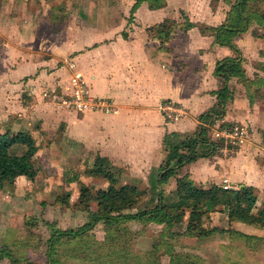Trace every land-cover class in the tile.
Listing matches in <instances>:
<instances>
[{"label":"crops","instance_id":"obj_1","mask_svg":"<svg viewBox=\"0 0 264 264\" xmlns=\"http://www.w3.org/2000/svg\"><path fill=\"white\" fill-rule=\"evenodd\" d=\"M103 3L106 15L96 23L100 12L97 15L94 7L90 8V14L82 8L83 13L77 14L79 18L72 15L58 19L57 7L70 6L71 0H0V50L6 54L18 53L13 62L6 63H9L7 75L0 86V103L5 104L1 114L9 124L0 133L29 132L39 147L37 159L45 163L51 164L53 152L65 150L71 160L86 162L93 158L94 162L100 156L118 168H125L131 176L143 178L162 166L167 156L164 146L167 135L192 136L202 124L201 117L217 108V94L226 82L216 76V67L225 59L239 56L215 44L213 37L197 33L198 29L174 34L173 42L167 45L150 39L146 31L137 32L134 27L131 33L106 29L111 27L104 25L109 18L112 21L111 15L116 16L119 2L103 0ZM79 4L86 6L88 0H80ZM147 6L148 12L156 13ZM45 35L49 41L43 40L47 38ZM237 44L245 60L247 77L256 81L252 87L254 99H249L243 84L232 79L229 85L233 99L227 103L225 116L215 119L211 126L204 125L210 128L208 137L212 141L223 139L235 145L238 142L227 135L240 136V128L251 131L249 138L239 143L231 159L222 157V152L228 151L224 148L212 158H201L187 165L182 172L192 175L200 187L204 183L224 188L228 184L232 189L253 187L261 208L264 205V47L254 57L247 56L241 41ZM26 46L33 51L26 50ZM249 67L256 75L250 74ZM25 72L34 74L23 76ZM15 77L18 80L13 81ZM21 77L28 79L20 82ZM77 79L86 87L90 98L106 100L111 110L84 113L61 107V102L74 94L73 83ZM10 93L15 95L14 102ZM163 101L183 106L184 118L168 121L158 109ZM225 123L236 127L233 131L223 130L221 126ZM242 226L248 230L246 233L264 243V229Z\"/></svg>","mask_w":264,"mask_h":264},{"label":"rangeland","instance_id":"obj_2","mask_svg":"<svg viewBox=\"0 0 264 264\" xmlns=\"http://www.w3.org/2000/svg\"><path fill=\"white\" fill-rule=\"evenodd\" d=\"M114 1L119 2V6L116 7L115 10L117 14H115V17L111 15L113 18L112 21H110L111 19L109 18V22L104 25V27L111 26L106 29L116 28L126 33H131L133 27L137 32L146 31L147 33V27L149 28L162 23L164 19L173 20L181 24H185V19H189L195 24V28L193 29H198L196 30L198 33L201 26H208L211 28L223 25L231 9V5L227 4L225 0H168L165 7L157 10L151 9L152 11H156V13L148 12V3L144 2L143 7L133 14L132 11L138 0ZM79 3L80 0H71L70 6H58L56 9L57 18L62 20L61 18L66 16L70 18L72 15L78 17L77 14L80 12L83 13L82 8L84 9V13L90 14L91 7H94L97 11V15L98 11L100 12L99 16L96 18V23L99 22V20L101 21L102 15H106V12H104L103 0H88L86 6H82ZM91 3H93L92 6ZM252 10L263 16L264 0H253ZM65 13H67V15H65ZM94 14L95 17L96 13ZM162 18H164L163 21H161ZM90 20L93 21V19ZM74 21H76V18L72 20V23H74ZM257 23L255 22L249 32L242 34L236 40V43L239 41L242 42L243 51L247 53V56L252 55L255 57L259 48L264 47V22L261 25ZM1 26L2 24L0 27ZM65 26L66 22L63 28ZM180 32L188 33L189 31L184 32L179 30L175 34H179ZM199 33L201 32L199 31ZM207 35L210 36L209 32ZM45 39L49 41L48 37L43 40ZM54 39H56V37L53 36V40ZM170 42H173V38H171ZM170 42L168 44H170ZM25 48L26 50L33 51L32 49H28L27 46ZM11 52H14V50H11ZM17 54V52L6 54L5 51L3 53L0 50V86L4 84L7 75L6 68L9 63H6L8 60L13 62V60L17 58ZM252 62L255 61L252 60ZM254 64L251 63L250 65ZM46 68H50V66H46ZM249 68L250 74H255V71L252 70L251 67ZM30 74L33 75L34 73L25 72L23 76H29ZM25 79H28V77H21L20 82H23ZM14 80L18 79L15 77L13 78V81ZM1 92L5 95L4 89H2ZM14 94L10 93L12 102L15 100L16 94ZM261 94V92L258 93V97L261 96ZM24 96L25 94H23V99ZM4 107L5 104L0 103L1 132L6 131V124H8L1 114ZM60 109L63 110V108ZM101 111L107 112L106 110ZM240 131V136H242L240 142L243 144L246 139L248 140L251 131L246 128H240L238 132ZM235 154V150H230L222 152V157L231 159ZM51 155L53 159L50 161L53 168H51L52 166H50L51 164L48 162L45 163L38 160L39 177L36 181L28 182L27 180H19L15 189L10 187L0 189V248H2L3 245L10 246L18 258H22L24 252H26L27 258L36 264L48 263L47 242L52 235L51 226L49 225H53L56 229L66 231L71 229L77 230L87 223L89 219L88 212L83 210V207L79 205V197L81 196L82 190L88 188L90 191L96 192L99 189L107 190L111 187L107 180L93 175V166L96 161L93 162V158L87 159L86 162L85 160L78 162L71 160V158L69 159L67 157L69 154H67L65 150L62 152H53ZM192 168L193 167L190 168L191 171ZM157 171L158 169H154L150 176L143 178L141 176V178H139L131 176L124 168V174L119 186L127 184L138 185L141 190L146 191L143 204H141L142 206L139 207V209L145 208L149 203L151 204L150 198L154 195L151 190V181L155 178ZM184 176L186 175L182 172L177 177L183 178ZM192 177L191 175L190 178L192 179ZM194 183L197 187L203 189L214 186H209L204 183L205 185L200 187L195 181ZM225 185L227 186L226 189H232L228 188L231 187L230 185ZM175 187V181L165 185V195H169ZM220 187L222 186L220 185ZM68 195H70V197H68ZM90 209L96 212L98 209L97 204L91 203ZM258 209H260V207H258ZM130 212L137 213V210H132ZM27 221L31 223V225H27ZM204 224L205 227L209 229L217 228L220 232L215 233L202 242L181 237L186 230V223L176 226L173 229V235L164 234L165 231L163 226L155 224L144 226L141 223L130 222L126 225L114 227L110 231L106 230L103 224H99L92 232L85 236L84 243L87 247L81 244L78 245L77 242H74L69 246L75 251L76 256L71 254L67 257H63L62 262L63 264H96L94 262H97V259H101L103 264H117L118 261L124 262V264H172L171 261H173V264H178L177 259L179 258L181 264L182 260L178 255H183V264H188L190 260H194L193 262L197 264H264V243L259 241L258 237L253 234L246 233L248 230L243 228L242 225L244 223L229 222L227 215L217 212L206 218ZM32 235V247H27V249H25L24 242L27 238H31ZM120 238L130 240L128 247H130L131 244H133V246L127 252V261L124 259H118L116 261L114 258L111 261L110 258L105 256L108 252L107 248H110L108 247L109 241L111 239L120 240ZM155 243H157L156 245H160V250H156ZM165 246H171L173 249L171 252H166L167 249ZM112 249L119 250L116 243H114ZM99 255H102V258L98 257ZM0 264L10 263L8 260H5L0 261Z\"/></svg>","mask_w":264,"mask_h":264},{"label":"trees","instance_id":"obj_3","mask_svg":"<svg viewBox=\"0 0 264 264\" xmlns=\"http://www.w3.org/2000/svg\"><path fill=\"white\" fill-rule=\"evenodd\" d=\"M144 2L148 3L150 9L157 10L165 7L168 0H138L132 13L134 14ZM225 2L231 5L225 23L220 27L201 26L199 29L203 35H207L209 32L215 44L227 47L239 56L225 59L218 63L216 67V76L221 77L226 82L225 87L217 94V108L201 117L202 124L192 136H186L182 139L180 135L173 133L165 137L164 146L167 156L157 174H155V178L151 181V190L154 194L150 198L151 204L149 203L143 209H139V207L143 204L146 191L141 190L138 185L119 186L124 169L115 167L108 159L98 156L93 166V175L107 180L111 187L107 190L99 189L96 192H92L88 188L82 190L79 205L88 212L89 216L84 226L77 230L64 231L49 225L51 226L52 235L47 242V264H63V257L71 254L76 256L75 251L69 245L77 242L78 245L81 244L87 247L84 243L85 236L99 224H103L108 231L130 222L141 223L144 226L155 224L163 226L164 234L173 235L172 232L176 226L186 223V230L181 237L202 242L220 232L217 228L209 229L204 224L206 218L220 212L227 215L229 222L234 221L264 229V205L258 209V194L255 188L244 186L235 190L214 185L208 189H203L197 187L188 174L183 178L177 177L187 165L201 158H212L224 148L228 151H238L239 143L234 145L223 139L212 141L208 137L210 128L204 125L211 126L216 121L215 119L225 116L227 103L233 99V92L229 85L230 81L237 79L246 88L249 99L251 101L254 99L252 87L256 85V81L249 79L246 75L243 66L245 60L241 57L242 52L236 40L242 34L249 32L255 22L261 25L264 22V15L261 16L252 10L253 0H225ZM185 20L186 23L181 24L166 19L160 24L149 27L147 34L150 39L160 40L163 45H167L172 36L179 30L187 32L195 28L194 23L189 19ZM57 31L60 32V30ZM235 127L234 124L226 123L221 126L223 130L232 131ZM38 152L37 142L29 132L13 133L7 131L6 133H0V189L6 187L15 189L17 182L21 179L28 182L36 181L39 176ZM172 181L176 182V187L166 196L164 186ZM91 203L97 204L98 209L96 212L91 211ZM132 210H137V213L130 212ZM26 224L31 225L28 221ZM122 239H111L109 241L108 247L110 248H107L108 252L105 256L110 258L111 261L113 258L116 261L118 259L127 261V252L133 244L128 247L130 240ZM31 243H33V235L25 240V249L27 247L31 248ZM114 243L117 244L119 250L112 249ZM155 247L156 250H160V245ZM165 248L167 249L166 252H171L173 249L171 246H165ZM26 255L27 253L24 252L22 258H18L10 246L3 245L0 248V261L8 260L10 264H36L28 259ZM98 257L102 258V255ZM178 257H180L181 264H183V255H178ZM96 261L94 263L103 264L101 259ZM177 261L180 264L179 258ZM193 261H188V264H197ZM120 263L124 264L120 261L117 264ZM171 263L174 262L171 261Z\"/></svg>","mask_w":264,"mask_h":264},{"label":"built area","instance_id":"obj_4","mask_svg":"<svg viewBox=\"0 0 264 264\" xmlns=\"http://www.w3.org/2000/svg\"><path fill=\"white\" fill-rule=\"evenodd\" d=\"M74 94L68 99H64L60 106L69 107L70 109L80 112L89 111H110V104L106 100H95L89 97L86 87L81 83L80 79H77L73 83ZM159 111L170 122H176L186 115V111L183 106L174 101H163L158 106ZM228 138L232 137L234 140L241 144L242 136L235 135V137L227 135ZM239 140V141H238Z\"/></svg>","mask_w":264,"mask_h":264}]
</instances>
